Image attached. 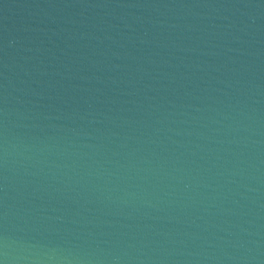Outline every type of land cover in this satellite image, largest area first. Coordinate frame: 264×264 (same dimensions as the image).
Instances as JSON below:
<instances>
[{
	"label": "water",
	"instance_id": "95a60500",
	"mask_svg": "<svg viewBox=\"0 0 264 264\" xmlns=\"http://www.w3.org/2000/svg\"><path fill=\"white\" fill-rule=\"evenodd\" d=\"M0 264H264V0H0Z\"/></svg>",
	"mask_w": 264,
	"mask_h": 264
}]
</instances>
